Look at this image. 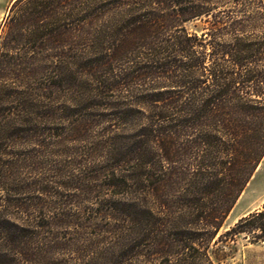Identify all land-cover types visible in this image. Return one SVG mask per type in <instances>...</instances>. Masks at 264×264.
<instances>
[{
	"label": "trees",
	"instance_id": "16d2710c",
	"mask_svg": "<svg viewBox=\"0 0 264 264\" xmlns=\"http://www.w3.org/2000/svg\"><path fill=\"white\" fill-rule=\"evenodd\" d=\"M23 2L0 35V264H217L224 238L264 242V205L219 236L264 161V0ZM59 123L94 143L54 190L13 147ZM59 188L94 193L87 221L13 218L22 195ZM56 228L90 230L87 258H61Z\"/></svg>",
	"mask_w": 264,
	"mask_h": 264
},
{
	"label": "rangeland",
	"instance_id": "374dc122",
	"mask_svg": "<svg viewBox=\"0 0 264 264\" xmlns=\"http://www.w3.org/2000/svg\"><path fill=\"white\" fill-rule=\"evenodd\" d=\"M17 0H0V35L2 34L5 22L8 19L9 11ZM86 0H24L21 7H33L34 5H48L51 8H59V12L72 10L75 6H81ZM217 11H232L245 2H253L256 0H216ZM64 6L63 10L60 8ZM77 10V9H76ZM59 15V13H58ZM61 16V15H60ZM260 27L259 30L264 32V21L257 22ZM205 23L201 21L189 22L187 28L190 32H196L197 29L205 28ZM53 53V52H51ZM37 66L43 68L50 67L51 64L48 61H43ZM44 72V71H43ZM49 73V70H48ZM40 81V78H38ZM42 80V79H41ZM52 124V123H51ZM59 123L54 128L51 125L45 129L40 130V139L45 140V144L49 142V145L34 146L32 144L18 145L15 148V152H19L25 156L31 155L34 157L35 163H32L31 159L27 162L24 172H31L32 175L41 174L44 178L49 180L54 188L59 187L67 181H70L73 177L75 168L79 167V162L84 158L85 153L91 149L90 145L94 143L92 140L93 134L86 133L81 139L76 142L67 141V133H63L64 130ZM49 129V130H48ZM91 134V135H90ZM90 135V137H88ZM87 139V140H86ZM90 141V142H89ZM72 174V175H71ZM76 174V173H75ZM72 176V177H71ZM42 178V177H41ZM76 179V178H74ZM74 181L72 179V184ZM98 183H94L96 185ZM93 186V183H91ZM60 194H52L46 199H38L34 197V194H25L19 197L20 209H15L13 212V218L21 224H34L35 222H43L51 215V212L72 211L73 213L80 214L82 221H87L88 214L92 208H95V203L90 199L94 193L78 195L74 197V192H70L67 189H58ZM80 193V192H78ZM82 194V193H80ZM264 205V161L261 163L257 173L253 180L249 184L246 191L243 193L232 213L226 220L223 228L221 229L219 236L224 235L231 227H233L241 218L248 216L249 214L261 210ZM64 212V211H63ZM42 218V219H41ZM41 219V220H40ZM86 224V223H85ZM86 232H90L88 229H80L79 232L74 230L64 231L61 228H56L53 233L48 237H58L59 242H64L65 248L58 249L57 251L63 253L61 258L65 260H78V258L84 259L90 254V244L92 240H95V236L87 237ZM227 238H224V242L220 243L218 255L222 258L217 264H264V242L263 241H250V239L244 236L236 238L235 242H229ZM230 244L231 249L228 245ZM225 247H228L225 249ZM83 250V251H82ZM227 252V253H226ZM226 254V255H225ZM60 258V256H59ZM51 264V262H47Z\"/></svg>",
	"mask_w": 264,
	"mask_h": 264
}]
</instances>
